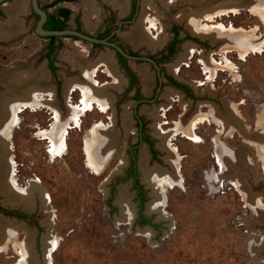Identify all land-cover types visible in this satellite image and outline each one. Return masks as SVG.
<instances>
[{
	"label": "rangeland",
	"instance_id": "obj_1",
	"mask_svg": "<svg viewBox=\"0 0 264 264\" xmlns=\"http://www.w3.org/2000/svg\"><path fill=\"white\" fill-rule=\"evenodd\" d=\"M49 1L40 0L42 4ZM228 1L233 0H138L135 19L124 23L116 32L115 40L127 49L147 54L150 46L145 43L134 45L127 38L131 28L138 23L149 40H155L162 46L172 36L171 26L176 25L181 41L175 54L165 62L167 67L187 51L191 53L193 50L189 54V67L182 66L178 77L192 86L194 101L183 98L180 91L165 84L155 101L139 106L138 113L145 114L146 132L151 135L157 152V157L153 159L145 142L130 152L139 133L135 122L132 121L125 129L123 119L127 117L124 116L121 125V110L128 115L132 113L134 90L138 88L143 98H150L151 91L147 94L139 83L130 88L127 82L120 89L121 74L125 80L126 75L117 64L114 50L106 46H92L81 39L60 37L52 54L55 70L52 74L45 57L48 39L33 32L36 18L31 14L27 0L7 2L19 3L23 6L22 11L26 4L25 13L18 15L21 23L25 22V30L10 38L0 37V78L1 72L3 74L9 70L26 72L29 75L27 91L28 85L38 87V82L46 80L47 73V86L39 84L47 91L39 92L36 96L50 99V103L62 111V120H67L71 127L67 128L61 152L53 151V148L49 150L51 142L46 132L54 123V113L52 108L53 121L46 127V118L50 116L45 111L46 107L50 108L47 103L35 108L21 107L16 122L9 127L13 161L11 173L16 184L26 186L34 180L46 188L49 199H46L47 203L45 200L42 202L43 199L36 193L34 207L25 208L31 212L16 216L19 229L10 235L0 250V264H16L22 258L16 243L31 237L34 239L31 260H34V264H42L47 228L57 241L50 253V264H264V162L257 144L247 138L259 139L256 131L264 116V38H260L264 35V19L247 7L213 14V8ZM5 4L0 5V10ZM63 4L71 9L68 27L77 24L91 35L105 27L115 29L125 16L113 7L112 0H92V3L72 0ZM178 14L183 16L178 19ZM0 15V23L3 24L6 17ZM190 15L194 17L192 25ZM192 29L198 31L195 33ZM241 32L247 33L259 46L248 50L240 48L230 36H242L239 34ZM195 38L203 39L200 45ZM102 54L113 61L110 67L113 65L116 76L107 67L109 75L104 73V67L99 64L92 71V78L100 83H117L113 80L118 77L120 88L112 87L120 91L115 92L113 107L108 105L106 114H101L102 111L99 112L94 103L90 110L82 112L78 125H75L70 120L69 105L79 104L81 91L74 88L65 96V88L72 80L84 79L85 72L70 57L75 55L89 62L88 72L91 73L92 65L98 62ZM197 59L201 60L202 65L197 63ZM129 64L136 66L131 60ZM199 65L208 70L205 75H209L210 80L204 78V70L201 72ZM178 67L175 69L174 66L173 71L178 72ZM39 68H43L40 71L43 70L45 74L40 80L34 76L38 72L33 73ZM203 80L204 84H198ZM19 84L9 90V98L26 95L22 94L24 83ZM18 87H21L20 90ZM48 87L50 93H47ZM2 88L0 84V90ZM170 105L172 108H169ZM228 106L235 112L237 126L228 125L223 129L220 122L224 115H229ZM183 111L185 120L204 115V118L196 120L191 130L195 139L178 131L169 136L167 133L168 138L155 134V131H170ZM115 113L117 118L114 123V119L111 122L108 117ZM213 113L222 117L218 119ZM36 123L41 127H35ZM95 123H102L105 132H119L105 165L97 168L87 163L84 143V138L92 136L88 130ZM216 140L227 150L231 148L230 151H235L239 159L234 167L236 171L232 173L233 179L223 173L221 161H218ZM163 142L172 147L176 155L180 182L164 186L159 191L156 184H146L148 180L143 175L141 152L146 151L148 155L144 162L148 170L155 167L171 170L164 160L167 152L159 145ZM133 155L136 157L139 183L144 190L143 199L126 172ZM114 169L117 174L109 178ZM234 177L240 178L246 192L238 187ZM121 200L130 207V222L126 219L123 221ZM159 202L163 204L159 209V213H164L162 217L155 210L157 208H153V204ZM50 213L53 216L51 227L44 224V219ZM164 216L169 220H165ZM146 232L149 234L146 235Z\"/></svg>",
	"mask_w": 264,
	"mask_h": 264
},
{
	"label": "bare ground",
	"instance_id": "obj_2",
	"mask_svg": "<svg viewBox=\"0 0 264 264\" xmlns=\"http://www.w3.org/2000/svg\"><path fill=\"white\" fill-rule=\"evenodd\" d=\"M86 3H92V0H84ZM114 2L115 6H118L122 9V6L125 4V0H112ZM127 1V0H126ZM13 3V2H12ZM240 7H247L251 12H257L262 19H264V0H251V1H246L243 2L242 0H233V1H228L224 2L223 5L219 7H215L212 9L213 14L218 13L219 11H226L228 10H238ZM6 13L12 12H21L23 9V6L20 5L19 3H14L11 4V6L5 8ZM212 11L210 13H212ZM196 14V13H195ZM192 14V15H195ZM183 16V14H178L176 18L180 19ZM191 16V15H190ZM151 20V19H150ZM152 22V20H151ZM190 24H194V17L191 16L189 18ZM136 23L132 28L131 31L128 32L127 38L134 44H146L150 46L151 48L156 47L157 43H155V40H149L148 36L146 33L140 29V26L137 25ZM195 28V27H194ZM195 33L196 29H192ZM206 33V32H205ZM213 34V33H212ZM242 36L238 37H232L230 36V39L232 41H235V43H238L240 48L244 50H248L249 48H254L256 46H259V43L257 41H252L247 35V33H239ZM214 35V34H213ZM219 34L216 32V36ZM158 37V36H157ZM258 43V44H257ZM190 54V51L187 53L185 57L181 56L178 58V60L174 63L175 69L179 66V62L181 60H186ZM70 60H72L76 65L79 67H82V69L85 72V78L82 80H72L69 82L67 88H65V96L69 93L74 88H78L81 91V98L80 102L78 105L75 106H70L69 105V110L71 111V116L70 120L75 125H78L80 115L82 112L86 110H90L93 106L94 103L99 107V110L105 111L109 105V101L113 99V93L112 91L107 90L106 85H99L93 78H92V71L95 69V67L99 64H106V67L108 70L111 71V73L116 76V73L113 69V65L110 67L111 62L113 61L107 56L103 55L99 58L98 62H96L91 69V73L88 71L90 70L89 68V62L82 61L80 58L76 57L75 55L70 57ZM88 67V68H87ZM43 71V70H41ZM40 70L37 71V75L34 74V76H37L36 78L40 80L45 74L44 71L41 72ZM138 71L141 73V80L142 84L144 87H146V84L148 83V75L145 72V69L139 68ZM1 78L0 82H4L7 86V89L3 92L0 93V150L2 151V154H0V195L2 196V202L6 204H16V205H22L26 209H32L34 207V202H35V196L38 194L39 197L45 200L49 199L48 192L46 188L34 180H31L27 183L26 186H18L16 184L15 178L12 176V165L13 161L11 160V155H10V145H9V127H11L15 122H16V117L18 111H20L21 107H32L35 108L38 105H43L45 103L49 104V107L52 109L53 108V113H54V123L51 125V129L46 132L47 136L50 138V148L49 150H56L58 152H61V149L64 148V138H65V133L67 131L68 127H71L67 120L64 121L62 120L63 115L62 111L59 109L54 104L50 103V100H44L43 98H40L37 95V93L46 92V88H41L37 86H32L28 85V89L26 91V83H28L29 80V75L26 72H18V71H11L9 70L8 72H4L2 74L1 72ZM115 82L110 85L111 86H118L120 79L118 77L114 78ZM20 82L24 83L25 89L24 93L22 94L26 95L21 96L19 98H9V90L11 86L17 85L20 86ZM19 90L21 87H18ZM120 88V87H119ZM118 88V89H119ZM54 105V106H53ZM165 106V105H164ZM163 107V106H161ZM164 108V107H163ZM229 108V115L226 117L225 115L222 117V115H217L214 114V117H218V119L221 118V125L222 128L225 129L228 125L230 126H237V123L235 122V112H232V108L228 106ZM264 117V116H263ZM262 117V121H260V127L259 130L256 131L258 134V138H250L247 137L249 140L254 141L259 150L260 154L262 156L263 162H264V118ZM204 118V115L198 116V117H193L187 120H183V117H181L178 121H175L174 128L169 131L170 133H176L182 132L186 137H189L191 139H195L194 133L191 131L192 128H194V124L196 120ZM128 119L124 118L123 119V126L124 128H128ZM105 126L102 123H95L92 125V127L88 130L89 135L92 136H87L84 138L86 143V154H87V163L89 166L97 168L98 166L105 165L106 161L108 160L110 154L113 151V145L116 139L118 138L119 132H114V131H104ZM159 129V128H158ZM259 132V133H258ZM155 134L163 135L160 133V131H155ZM167 136V135H166ZM165 136V137H166ZM169 136V135H168ZM167 136V138H168ZM168 140V139H167ZM217 142V149H218V161H221V167L223 170V173L229 174V177L231 179L233 171L235 172L236 169L234 168L236 166V161L239 162V159L235 155V151H230L227 150L223 144H220V142ZM161 149H164L167 154L164 156V160L169 164L171 170H162L155 167L153 170H148V168L145 167V160L147 158L146 153L141 152V163L143 167V175L145 176V179H147L150 183V185L156 184L157 187H159V191H162L164 186H170L175 183H179V174L176 171L177 170V160H176V155L173 150L168 148V145L166 142L160 143L159 144ZM6 147V149H4ZM148 166V165H147ZM149 167V166H148ZM100 169V168H99ZM231 175V176H230ZM110 178V177H109ZM233 179V177H232ZM235 182H237L238 187L245 191L244 187L242 186V183L240 182V178L234 177ZM148 182V183H149ZM147 184V183H146ZM149 185V184H148ZM37 193V194H36ZM122 209V214L124 217V220H128L129 222L132 220V217L130 216V207L127 203H125L123 200L120 202ZM161 202L153 204V208H157L155 210H158L157 213H159V209H161L163 206ZM256 207V206H255ZM256 212L259 214V212L256 209ZM159 215L162 217L164 215L163 211L159 213ZM127 216V217H126ZM52 214L50 213L46 219H44V224L46 226L52 225ZM165 220L167 219L166 216H164ZM120 220V219H119ZM121 221V220H120ZM19 222H16L15 220H9L7 217H4L3 215L0 214V250L4 248V243L5 241L10 237L11 234L15 233L19 229ZM170 225V224H169ZM50 230V229H49ZM146 235L149 233L146 232ZM144 234V235H145ZM31 234H28V236ZM46 240H44V246L45 248L43 249V255H42V264H50V253L54 250V248L57 245V241L54 238L53 235L48 233V228H47V234H45ZM32 241L34 242L33 237L29 238L21 243H16V245L19 246V251L22 254V258L18 260L16 264H34L31 260V255L33 253V246ZM34 256V255H33ZM35 257V256H34ZM36 258V257H35Z\"/></svg>",
	"mask_w": 264,
	"mask_h": 264
},
{
	"label": "flooded vegetation",
	"instance_id": "obj_3",
	"mask_svg": "<svg viewBox=\"0 0 264 264\" xmlns=\"http://www.w3.org/2000/svg\"><path fill=\"white\" fill-rule=\"evenodd\" d=\"M10 1V0H8ZM7 1V2H8ZM39 3L41 4V7L43 8L44 6H47V7H44L43 9L47 12V18H46V21L48 19V16L50 14H54L55 16H57V12H58V9L59 7H62V6H65L67 7L66 5H64L63 3L65 2H71L72 0H63V1H59L57 2L56 4H53L51 6H48L50 2H52V0H50L48 3H45V4H42L40 2V0H38ZM0 5H2L0 3ZM4 6V5H3ZM117 10H119V13L122 11L123 15L125 14V16L120 20L118 26L115 28V29H109V28H104V29H101L99 30L98 32L94 33L92 36L94 37H97V38H104L108 41H111V42H114L116 44H118L127 54L133 56V58H130V57H125L123 56L121 53H119L115 48L111 47V46H106L104 44H101V43H91L92 46H106L110 49H113L114 52H115V55H116V58H117V64L118 66L123 70L124 74L126 75V80L125 78L123 77V75L120 73L119 71V68L118 66L116 65V62L114 61V64L116 66V68L118 69L119 73L121 74L122 76V82H121V88L122 89V86L125 85L124 82H127L128 86L130 88H133L137 83H139V85H141L146 91H147V94L151 91V94H150V98H143L138 90L135 89L134 90V93H133V99H134V103L132 105L133 109H132V113L130 115H128L127 113L124 112V110H121V125H122V118L127 117L128 119V126L130 125V123L135 122V124L137 125V128L139 130V133H138V138L136 140V142L134 144L131 145V149H130V152H134L136 150V147L141 143V142H145L147 144V147H148V150H149V153H150V157L153 159V158H156L157 157V152L155 150V146L153 145V141H152V138H151V135H148V133L146 132V126H147V123L145 121V119L143 118V116L145 114H140L138 113V109H139V106L142 104V103H149V102H152V101H155L157 99V95L159 93V90L165 85V84H168L172 87H174L175 89H177L178 91H180L182 94H183V98H189L191 100L194 101V99H192L193 97V93H192V86H190L188 83H186L185 81L181 80L179 77H178V73L181 69L182 66H188L190 65V56L188 57V59L186 60H181L179 62V67L177 69L178 72H174V64H170L168 67L165 65V62L167 60H169L176 52L177 48H178V45L181 41L180 39V32H179V28L176 26V25H172L171 28H170V31L172 33V36L171 38L167 41V43L165 44H162V46H160L159 43H157V47L154 49L152 48H149L150 52H148L147 54H141L139 51H136L134 49H127L121 42L115 40L116 39V32L119 30V28L126 22H130L132 20L135 19L136 17V14L138 12V0H127L126 4H125V7L124 9H121L119 8L118 6H114ZM30 8V12L31 14L36 18H38V16L32 11L31 7L29 6ZM69 8V7H68ZM25 9H26V5H25ZM70 9V8H69ZM0 13L3 14L6 19L4 20L5 23H3L4 25H6V27H9L10 28H13L12 30H16L18 33L13 35L14 34V31L13 33L11 34L10 37H13V36H16L18 34H20V32H23L25 30V22L24 23H21L20 19H18V22H12L10 20L9 22V18L7 15H5L2 10H0ZM120 13V14H122ZM70 14H71V9H70V13H69V16H68V19L66 20V28H73L75 30H78V31H82V32H85L84 30H82V28L79 26V25H75V26H72V27H68V20L70 18ZM23 15V14H22ZM1 16V15H0ZM45 21V23H46ZM36 22V21H35ZM44 23V24H45ZM2 24V25H3ZM43 24V26H44ZM35 25V24H34ZM21 28V31H19ZM45 28V27H44ZM33 32H34V27H33ZM87 33V32H85ZM6 34V32H5ZM36 34V33H35ZM89 34V33H87ZM3 35V34H2ZM91 35V34H90ZM39 36V35H38ZM156 36V35H155ZM9 37V38H10ZM41 37H45V36H41ZM60 37H72L74 39H79L78 37H75V36H70V35H65V36H56V38L53 40V41H50L48 38V43H47V46H46V52H45V57L47 59V65H48V68L50 69V72L53 74L54 73V67L52 65L53 63V57H52V54L56 48V41L58 38ZM46 38V37H45ZM203 39H199V38H195V41L198 43V45H200V41H202ZM85 41V40H84ZM88 42V41H87ZM53 45V48L50 50V52L48 53V49L50 46ZM161 47H159V46ZM144 46V45H142ZM160 48V49H159ZM154 50V51H152ZM159 51V52H158ZM192 49H191V53H192ZM188 51L185 53V55H182L183 57H185L187 55ZM190 53V54H191ZM134 57H137V58H134ZM139 57H146V58H139ZM114 60V59H113ZM134 61V63H136L135 67H133V65L131 66L129 64V61ZM189 60V61H188ZM143 64V65H140ZM197 63L202 65V62L201 60L197 59ZM139 64V65H137ZM199 65V69L201 70V72L203 71V75H204V78L205 79H209V75H205V73H207L208 70H205L203 66H200ZM75 66V65H74ZM99 66L101 67H104L103 69V72L108 74L107 70H106V66L103 65V64H100ZM98 66V68H99ZM139 66H144V69H145V72L147 73L148 75V83L146 84V87L143 86L142 84V80H141V73L138 71V67ZM77 67V66H75ZM78 68V67H77ZM97 68V70H98ZM40 69H43V68H39L37 71H39ZM5 70V69H4ZM44 70V69H43ZM37 71L33 72V73H36ZM94 71V70H93ZM46 72V71H45ZM149 72V74H148ZM209 73V72H208ZM138 74V75H137ZM109 75V74H108ZM111 76V75H110ZM139 76V77H138ZM46 80H42L40 82H38L39 84H42V85H45L47 86V81H48V76H47V73H46ZM210 80V79H209ZM208 80V82H210ZM55 82H57L55 80ZM99 85H102V84H105L107 88L109 89H113L112 93L114 94V98L113 100L111 101V103L109 104L110 107H113V101L115 99V92L117 91H120V89H116V88H113L110 83L112 82H103V83H100V82H97ZM205 81H199L198 84H204ZM0 84H2L3 88L0 90V92H3L7 89V85L3 82H0ZM56 88L58 86L55 85ZM104 86V85H103ZM126 86V85H125ZM48 89V92L47 93H50L51 89L50 87L47 88ZM170 97V96H169ZM50 100V99H49ZM173 101H176L174 98L172 99ZM54 101V100H53ZM96 105V104H95ZM108 106V107H109ZM46 107V106H44ZM98 107V106H97ZM103 111V110H98L99 112L102 111L101 114L103 113H107L108 112V108ZM99 108V107H98ZM169 108H172V105H170ZM145 110V109H144ZM50 116L47 119V122H46V127L50 126L51 122L53 120H51V118L53 117V114H52V111H51V108H48L46 107V110H45ZM117 112V111H116ZM201 112V111H200ZM181 114L178 115V120L183 117V120L185 119L184 118V111L183 112H180ZM131 116V118H130ZM160 116H158V120L160 121ZM110 119V121L112 122V118L114 119V123H115V119L117 118V114L115 113L114 115H111L108 117ZM177 120V121H178ZM168 121V120H167ZM99 122H102L104 123L103 121H99ZM114 123H113V126H114ZM207 123H211V122H208ZM213 123V122H212ZM105 124V123H104ZM109 124V123H108ZM111 124V123H110ZM215 124V123H213ZM35 127H41L39 123H36L34 124ZM155 126V125H154ZM45 127V128H46ZM174 128V127H173ZM172 128V129H173ZM170 129V131L172 130ZM168 130V129H167ZM246 130V129H245ZM247 132V131H246ZM154 133V132H153ZM162 133V132H161ZM170 135L172 133H170L169 131H166V132H163L162 134L163 135ZM174 134V133H173ZM155 135V134H154ZM179 135H181L179 133ZM156 136V135H155ZM159 146V145H158ZM168 148H170L168 146ZM160 149V147H159ZM172 149V147L170 148ZM145 150V149H144ZM161 150V149H160ZM146 153V151H145ZM147 155V153H146ZM147 158H148V155H147ZM136 157L135 155L131 156L130 157V160H129V166H128V169L126 172H128V174L131 176L132 178V183L135 187V189L137 190V193L138 195H140L141 199H143V188L142 186L140 185L139 183V179H138V176H137V166H136ZM36 180V179H35ZM147 180V179H145ZM149 182V181H148ZM147 184H149L150 186V183L149 182ZM142 195V196H141ZM39 196V195H38ZM41 199V197H39ZM44 202V201H42ZM0 212L6 214V215H9V216H17V217H20V216H25L26 214L23 213V212H20L18 210H6V209H3L1 206H0ZM25 214V215H24Z\"/></svg>",
	"mask_w": 264,
	"mask_h": 264
},
{
	"label": "water",
	"instance_id": "obj_4",
	"mask_svg": "<svg viewBox=\"0 0 264 264\" xmlns=\"http://www.w3.org/2000/svg\"><path fill=\"white\" fill-rule=\"evenodd\" d=\"M7 1L8 0H0V3L5 4V3H7ZM27 2L29 4V6L31 7L32 11L38 16V18L35 22V25H34V33H36L37 35H39V36H51V35H53V36H65V35L75 36L81 40H85V41H88L91 43H101V44H104L106 46H111V47L115 48L123 56L133 58V56L127 54L118 44L111 42V41H108L104 38H97V37H94V36L87 34L85 32L75 30L73 28H64V29H55V30L45 29L43 24L46 21L47 12L41 7V4L39 3L38 0H27ZM1 10L5 15H7V13L3 10V8ZM260 38H264V35L261 36ZM134 58H137V57H134ZM139 58H146V57H139ZM115 170L116 169H114L112 171V173L109 175L110 178H112L114 175L117 174V172ZM0 206L6 210H18V211L23 212V213L31 212L30 210L27 211L23 206L16 205V204H13V205L6 204V203H3L2 201H0ZM0 214L3 215L4 217H7L9 220H15L16 222H19V220L16 216L5 215L2 212H0Z\"/></svg>",
	"mask_w": 264,
	"mask_h": 264
},
{
	"label": "trees",
	"instance_id": "obj_5",
	"mask_svg": "<svg viewBox=\"0 0 264 264\" xmlns=\"http://www.w3.org/2000/svg\"><path fill=\"white\" fill-rule=\"evenodd\" d=\"M59 1H63V0H52V2H50L48 6L56 4ZM44 7H47V6H44ZM69 13H70V9L68 7H65V6L59 7L57 16H55L54 14H50L48 16V19L46 23L44 24L45 29L55 30V29L66 28V20L68 19ZM45 37L48 38L50 41H53L56 38V36H53V35L45 36ZM52 48H53V45L49 47L48 53L50 52Z\"/></svg>",
	"mask_w": 264,
	"mask_h": 264
},
{
	"label": "crops",
	"instance_id": "obj_6",
	"mask_svg": "<svg viewBox=\"0 0 264 264\" xmlns=\"http://www.w3.org/2000/svg\"><path fill=\"white\" fill-rule=\"evenodd\" d=\"M11 4H14V2L13 3H7V4H5L4 6H3V10H5L6 11V9L5 8H7V6H9V5H11ZM25 3H24V10L23 11H19V12H14L13 14H12V12H8L7 13V15H8V18H9V22H10V20L13 22H18V15L19 14H23V13H25V11H26V9H25ZM13 28H10V26L9 27H6V25H2L1 23H0V37L1 38H4V39H6V38H9L10 36H11V34L13 33V31H14V34L13 35H15V34H17L18 32L16 31V30H12ZM19 31H21V28H20V30ZM5 32H6V34H5ZM3 34V35H2ZM13 86H11L10 87V89L12 88ZM17 89H19V88H17Z\"/></svg>",
	"mask_w": 264,
	"mask_h": 264
}]
</instances>
